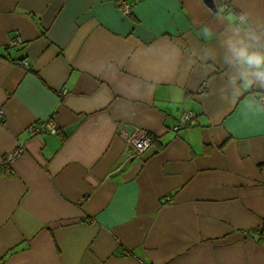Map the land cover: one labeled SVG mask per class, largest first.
I'll return each mask as SVG.
<instances>
[{
  "label": "crops",
  "instance_id": "crops-1",
  "mask_svg": "<svg viewBox=\"0 0 264 264\" xmlns=\"http://www.w3.org/2000/svg\"><path fill=\"white\" fill-rule=\"evenodd\" d=\"M119 1L0 0V264H264V0Z\"/></svg>",
  "mask_w": 264,
  "mask_h": 264
},
{
  "label": "built area",
  "instance_id": "built-area-1",
  "mask_svg": "<svg viewBox=\"0 0 264 264\" xmlns=\"http://www.w3.org/2000/svg\"><path fill=\"white\" fill-rule=\"evenodd\" d=\"M119 8L124 15H129L131 12L129 5L125 3L123 0L119 1ZM225 9H231V6L228 3H226ZM236 18L239 22L245 21V18L241 14H238ZM22 63L24 66H27L26 61H22ZM204 84L205 83L203 82L201 85V89L199 90H202ZM193 117H194L193 112L191 111L183 112L179 117L177 123L172 127V130L177 131L183 128L184 126L188 125ZM2 119H3V111L2 109H0V121ZM27 131L31 135H37L46 132L51 134H56L58 133L59 130L56 123L53 120L49 119V120L32 123L27 127ZM152 142H153V137L148 132L134 127L130 132V134L125 137V143L128 148L127 155L130 157H140L145 151H147L151 147ZM23 149H24L23 144L18 143L13 149L7 151L3 155L0 161V165L8 169L12 164V162L21 155ZM171 202L172 200L169 197L165 198V203H171Z\"/></svg>",
  "mask_w": 264,
  "mask_h": 264
},
{
  "label": "clouds",
  "instance_id": "clouds-1",
  "mask_svg": "<svg viewBox=\"0 0 264 264\" xmlns=\"http://www.w3.org/2000/svg\"><path fill=\"white\" fill-rule=\"evenodd\" d=\"M226 18L229 20L230 23H234L236 21V17L232 14H229ZM241 54L246 55V53L244 52H242ZM247 62L249 64H256V65L264 66V56L247 57ZM258 75L264 77V71L259 72Z\"/></svg>",
  "mask_w": 264,
  "mask_h": 264
},
{
  "label": "trees",
  "instance_id": "trees-1",
  "mask_svg": "<svg viewBox=\"0 0 264 264\" xmlns=\"http://www.w3.org/2000/svg\"><path fill=\"white\" fill-rule=\"evenodd\" d=\"M258 235L260 236L261 239H264V225H262L259 229H258Z\"/></svg>",
  "mask_w": 264,
  "mask_h": 264
},
{
  "label": "water",
  "instance_id": "water-1",
  "mask_svg": "<svg viewBox=\"0 0 264 264\" xmlns=\"http://www.w3.org/2000/svg\"><path fill=\"white\" fill-rule=\"evenodd\" d=\"M205 1H206V3H207L210 7L214 8V2H213V0H205Z\"/></svg>",
  "mask_w": 264,
  "mask_h": 264
}]
</instances>
